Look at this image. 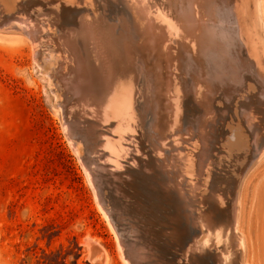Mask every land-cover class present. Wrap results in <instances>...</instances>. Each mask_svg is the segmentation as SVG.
I'll list each match as a JSON object with an SVG mask.
<instances>
[{
	"label": "rangeland",
	"instance_id": "1",
	"mask_svg": "<svg viewBox=\"0 0 264 264\" xmlns=\"http://www.w3.org/2000/svg\"><path fill=\"white\" fill-rule=\"evenodd\" d=\"M4 1L6 4L0 1V264H211L208 255L199 258L193 250L203 233L191 222L189 215L196 217L186 202L193 199L196 210L207 214L210 205L205 199L215 191L220 195L221 210L231 215L239 263L264 264V113L257 109L264 110V97L259 94L261 88L251 77L252 72L242 64L240 48L229 50L231 65L228 60L224 64L219 60L217 65L209 60L210 68L213 63L218 69L214 65L213 72L206 68L212 83L208 82L203 105L194 91L195 75L188 70L193 64V53L184 49L185 44L181 47L182 43L175 42L180 33H174L169 42L173 46L171 54L176 53L172 67L164 69V77L168 78L165 74L169 73V78L172 76L171 90H160L162 85L154 81L151 71L158 55L154 52L148 57L147 51L144 53L141 31L134 28L125 0L123 4L119 0H91L93 10L89 6L62 4L63 0H59L60 4L48 1V5L43 0ZM34 1L31 7L26 6ZM219 1L213 2L216 5ZM158 3L164 13H170V19L179 21V13L188 0ZM253 3L247 4V12L255 16L258 32L250 30L248 38L254 45H264V0ZM14 6L16 9H12ZM193 7L195 4L191 10L194 15ZM17 17H30L36 23L37 42L33 44L20 27L4 28L6 19ZM249 18L247 14L248 21L244 20L242 27L249 25ZM81 20L94 21L118 43L123 64L119 61L116 72L121 78L117 81L132 83L136 118L131 131L115 129L112 116L105 123L95 119L97 110L104 108L99 95L103 91L102 80L95 61L92 64L72 41H67L74 45L69 53L64 41L66 37L73 39L70 29L80 26ZM219 43L207 57L216 52L222 57L224 43ZM79 59H85L83 63L88 67ZM232 72L240 76L232 78ZM76 85L86 89L82 95L77 93ZM106 125L111 129L108 132ZM204 129L209 139L204 149L209 150L203 164L196 157L203 149L198 137L200 132L204 137ZM108 139L122 140L127 148L128 158L120 160L122 168L112 167L103 145ZM177 148L184 158L185 153L196 158L195 168L197 164L204 165L200 178L207 183L197 191L199 197H192L186 184L190 179L196 183L193 175L183 178L175 168ZM216 180L219 190L212 191ZM225 190L229 193H223ZM175 216L180 226L172 223L169 227L176 228L175 235L182 243H175L168 236L167 223Z\"/></svg>",
	"mask_w": 264,
	"mask_h": 264
},
{
	"label": "bare ground",
	"instance_id": "2",
	"mask_svg": "<svg viewBox=\"0 0 264 264\" xmlns=\"http://www.w3.org/2000/svg\"><path fill=\"white\" fill-rule=\"evenodd\" d=\"M2 4L5 3L4 0H0ZM45 1V3L43 2ZM42 3L48 5V1L50 2H59V0H43ZM62 2V0H60ZM64 3L62 2V4H76V5H82V6H89L91 7V10H93L92 8H94V6L92 5V1L91 0H63ZM95 1V0H94ZM102 1V0H101ZM115 1V0H114ZM118 1V0H117ZM120 2H125L124 5H126V9L129 8L128 10L131 11L129 13V17L130 20L134 23V28L137 27V30L141 31L140 33V37L141 40L143 41V50L145 51L144 53H147L146 56L150 57L152 55H154L155 53H157L156 55H158V57L156 56L155 59L156 60V64H154L155 68H153V70H151L153 72L154 75V81L161 84L162 86L159 87L160 90L164 93H169L170 92V88H171V83H169V79H171V77L169 78V74H165L168 75L167 77H164V69L166 70V68H171V63L175 54H171V46L169 42L172 41V38L174 37V33H180L179 38H177V40L175 42H177V44L182 43L181 47H184V49L189 50V53H193V64L189 65V71H191L193 73V75H195L193 77V84H195L194 86V91L196 94V98L199 99V101L201 100L202 104L205 105L204 103V98L206 97V95L208 94V90H209V86L208 84L212 81H210V79H208L209 75L208 74V69L206 70V68H210V63L213 62L214 64L218 63V61L220 60L222 64H224L226 62V60H228V63L232 62V58L230 56L231 52L229 50H232V48L235 46V48H240V50L242 51V55H243V61L242 64L246 65L248 68V70L252 73L251 77L256 81L257 84H259V88H261V96L263 95L264 97V45L260 42H258L256 45H254L250 39L248 38V33H250V30H254V32L257 30L256 28V20H255V16H252V13H248L247 12V4L253 3V0H240V2L238 0H220L218 3L213 2L214 0H188V4L187 6H185L186 8H184V10L181 11L180 14V19L179 21H174L172 19H170L169 14L164 13L163 10L165 9H161L160 8V4L158 3V1L161 0H119ZM238 1V2H237ZM4 2V3H3ZM41 2V0L38 1V3ZM76 2V3H75ZM99 2V1H98ZM107 2V1H105ZM123 2L121 4H123ZM177 2V1H176ZM183 2V1H182ZM185 2V1H184ZM183 2V3H184ZM216 2V1H215ZM257 2V1H256ZM8 3V2H7ZM11 3V1H10ZM34 3H36L35 1L32 3H28V7H31V5H33ZM97 3V2H96ZM195 7H193L194 9V13L196 14H191V10H192V5ZM259 3V2H258ZM6 4V3H5ZM60 4V2H59ZM249 4V5H250ZM255 3H253L254 5ZM20 4H18V8H22L19 6ZM162 5V3H161ZM183 5V4H181ZM258 5V4H257ZM23 6V5H22ZM24 6V7H26ZM36 6V5H35ZM154 6V7H153ZM241 6V8H240ZM5 7V6H4ZM33 7V6H32ZM125 7V6H124ZM254 7V6H253ZM257 7V6H256ZM16 9V6H14L12 9ZM36 8V7H35ZM164 8V7H163ZM258 8V7H257ZM6 9V8H5ZM26 9V8H25ZM32 8H30L31 10ZM124 9V8H123ZM125 9V10H126ZM181 9V8H180ZM255 9V8H254ZM21 10V9H20ZM256 10V9H255ZM19 11V10H17ZM168 11V10H167ZM192 12V13H193ZM258 12V10H257ZM21 14V12H18ZM255 13V11H254ZM19 14V16H21ZM41 14V13H40ZM250 15V23L249 25H244V27H242L241 23H243V21L245 20L246 23V16ZM18 15V14H17ZM23 15V14H22ZM39 15V14H38ZM54 15V14H53ZM101 15V14H100ZM80 16V15H79ZM93 17V16H92ZM95 17V16H94ZM175 17V16H174ZM70 18V17H69ZM84 18V17H83ZM98 18V17H97ZM259 18V16H258ZM30 17H17V18H8L5 20V27H9V25H14L16 27H20V29L31 39L32 43L34 44V42L36 41L35 38V33L38 32V26H36L35 22H32L31 20H29ZM37 19V18H36ZM40 19V18H39ZM64 19V18H63ZM87 19V18H86ZM90 19V18H89ZM93 19V18H91ZM177 19V20H178ZM50 20V19H49ZM53 20V19H52ZM74 20V19H73ZM102 20V19H99ZM176 20V19H175ZM58 21V20H57ZM65 21V20H64ZM82 21V20H81ZM248 21V20H247ZM52 22V21H50ZM94 21H82L81 25L79 26L77 24V26H74L73 28L70 29V31L72 32V38L73 39H69V37H66L67 40L62 39V41L64 40L66 43V48L69 50V53L72 52V48L71 46L76 45V48L78 49V51L80 50V52L82 51L84 53V55H86V57L88 58V60L93 64H96L95 66L97 67V75L100 76V79L102 80V89L103 91L99 94L101 101L104 105V108L101 107V110L98 111L97 110V114L95 118L96 120L100 121V122H108L109 121V117L112 116L113 118V123L112 125H114L115 129H119L121 132H125L127 129L129 131H131V129L135 128V115H134V111H133V93H132V83L131 82H126V83H120V81H117L118 78H121L120 75H118L119 77H117V68H118V64L119 61L121 62V57L123 58V56H121L119 54V50H118V45L116 46V40L110 36L109 34H107V32L105 30H103V28H101V26L99 27L98 25L93 24ZM1 23V22H0ZM104 23V22H103ZM225 24L224 25L222 24ZM244 23V24H245ZM50 24V23H49ZM54 24V23H53ZM70 24V23H69ZM99 24V23H98ZM136 24V25H135ZM72 25V23H71ZM222 25V26H221ZM70 26V25H69ZM106 26V25H105ZM110 26V25H109ZM258 26V25H257ZM261 26V25H260ZM68 27V26H67ZM107 27V26H106ZM0 28H3L2 25L0 24ZM115 28V27H114ZM19 29V28H18ZM42 29V28H41ZM44 29V28H43ZM63 29V28H62ZM261 29V27H260ZM49 29H46V31ZM114 30V29H113ZM115 31V30H114ZM250 31V32H249ZM45 32V31H44ZM68 32V31H67ZM219 32H222L221 34ZM258 32V31H256ZM111 33V32H110ZM44 34V33H43ZM74 34V35H73ZM220 34V35H219ZM223 34V35H222ZM230 34V35H229ZM135 35V34H134ZM252 35L254 36V34L252 33ZM256 35V33H255ZM260 35V33H259ZM51 36V35H50ZM66 36V35H65ZM71 36V35H69ZM252 36V37H253ZM61 37V36H60ZM262 37V36H261ZM62 38V37H61ZM254 38H256L254 36ZM258 38V37H257ZM260 38V37H259ZM134 39V38H133ZM175 39V38H174ZM179 39V40H178ZM38 40V39H37ZM130 40V39H129ZM264 40V39H263ZM70 43V41H72V43H74V45H69L68 43ZM141 41V42H142ZM37 42V41H36ZM127 42V41H126ZM219 42H223V55L222 57L217 55L211 56V57H207V55L210 53V50H214L213 48H218V43ZM262 42V41H261ZM134 43V42H133ZM169 43V44H168ZM176 44V43H174ZM185 44V45H184ZM220 44V43H219ZM126 45V44H125ZM165 45V46H164ZM173 45V44H172ZM120 46V45H119ZM127 46V45H126ZM124 46V48L126 47ZM177 46V45H176ZM221 46V45H220ZM122 47V46H120ZM142 47V46H141ZM140 47V48H141ZM178 47V46H177ZM176 47V48H177ZM180 47V48H181ZM123 48V47H122ZM127 48V47H126ZM233 48V49H235ZM35 49V48H34ZM37 50V48H36ZM39 50V49H38ZM37 50V51H38ZM121 50V49H120ZM125 50V49H124ZM128 52H130V48L128 49ZM125 50V51H127ZM181 50H183L181 48ZM183 50V51H186ZM218 50V49H216ZM40 51V50H39ZM173 51V50H172ZM175 51V50H174ZM178 51L179 47H178ZM235 51V50H234ZM36 52V51H35ZM155 52V53H154ZM37 53V52H36ZM131 53V52H130ZM133 53V52H132ZM143 53V52H142ZM186 53V52H185ZM188 53V51H187ZM188 53V54H189ZM78 54V52H77ZM179 54V53H178ZM38 55V54H37ZM36 55V56H37ZM72 55V54H71ZM131 55V54H128ZM184 55V54H183ZM190 55V54H189ZM192 55V54H191ZM81 56V55H80ZM125 56V55H124ZM185 56V55H184ZM239 56V55H238ZM74 57V56H73ZM180 57V56H179ZM207 57V58H206ZM235 57V56H234ZM78 58V57H77ZM189 58V57H188ZM76 60V58H73ZM126 59H128L126 57ZM125 59V60H126ZM153 59V58H151ZM154 59V60H155ZM181 59V58H180ZM207 59V60H206ZM78 60V59H77ZM80 60V59H79ZM85 60V59H84ZM83 60V62H84ZM189 60V59H188ZM208 62V64L206 63V61ZM211 62H210V61ZM74 61V60H73ZM82 61V59L80 60V62ZM86 61V62H89ZM129 61V60H128ZM135 61V60H134ZM75 62V61H74ZM78 62V61H77ZM81 62V63H83ZM158 62V63H157ZM175 62V61H174ZM188 62V61H187ZM241 62V61H240ZM122 63V62H121ZM120 63V64H121ZM129 63V62H128ZM176 63V62H175ZM182 63V62H181ZM212 63V68H210V70L212 71L213 69V64ZM227 63V62H226ZM229 63V64H230ZM237 63V62H236ZM76 64V63H75ZM84 64V63H83ZM83 64L81 65V67L83 66ZM86 66L88 67L87 63H85ZM84 64V65H85ZM123 64V63H122ZM134 64V63H133ZM178 64V63H177ZM240 64V63H239ZM125 65V63H124ZM129 65H131V60ZM183 65V64H182ZM214 65V69H218L217 66ZM226 65V64H225ZM231 65V64H230ZM238 65V63H237ZM92 66V65H91ZM126 66V65H125ZM136 66V65H135ZM153 66V67H154ZM171 66V67H170ZM175 66V64L173 65ZM180 66V64L178 65ZM219 66V64H218ZM227 66V65H226ZM233 66V65H232ZM235 66V67H234ZM233 67L236 69V64ZM70 67V66H69ZM128 67V65H127ZM137 67V66H136ZM176 67V66H175ZM222 69H224V66H220ZM229 67V65L227 66V68ZM239 67V65H238ZM74 68V67H73ZM89 68H90V64H89ZM121 68V66H120ZM123 68V67H122ZM130 67H128L129 69ZM151 68V67H150ZM179 68V67H178ZM221 68H219L221 71H223ZM226 68V67H225ZM232 68V67H231ZM91 69V68H90ZM125 69V68H123ZM174 69V68H173ZM234 69V70H235ZM240 69V68H239ZM77 70V69H76ZM87 70V69H86ZM95 69H92V71ZM127 70V68H126ZM171 70V69H170ZM176 70V69H175ZM179 70V69H177ZM176 70V71H177ZM238 70V69H237ZM237 70L235 72H237ZM252 70V71H251ZM71 71V70H70ZM119 71H121L119 69ZM139 71V70H138ZM216 71V70H214ZM229 71V70H228ZM241 71V70H240ZM78 72V71H77ZM88 72V70H87ZM123 72V70H122ZM127 72L130 73V71L127 70ZM151 72V73H152ZM175 72V71H174ZM213 72V71H212ZM224 72V71H223ZM235 72H232L234 74H232V78H237L240 75L239 71L238 74ZM76 73V72H75ZM135 73V72H134ZM177 72H175L174 74H176ZM219 73H221L220 71L218 72V77H219ZM227 73V72H226ZM242 73V71H241ZM78 74V73H77ZM120 74H124L125 73H120ZM137 74V73H136ZM134 74V76L136 75ZM173 74V73H172ZM178 74V73H177ZM82 75V74H81ZM80 75V76H81ZM128 75V74H127ZM217 75V74H216ZM227 75V74H225ZM83 76L85 77V75L83 74ZM89 76V75H88ZM87 76V77H88ZM93 76V75H92ZM132 76V75H131ZM177 76V75H176ZM208 76V77H207ZM213 76V74H212ZM221 76V75H220ZM63 77V76H62ZM215 77V76H213ZM217 77V78H218ZM224 77V75H223ZM228 77V76H227ZM226 76L224 78H227ZM249 77V78H251ZM72 78V77H71ZM74 78V77H73ZM77 78V77H76ZM91 78V77H90ZM88 78V79H90ZM175 78V77H174ZM210 78V77H209ZM216 78V77H215ZM70 79V78H69ZM68 79V80H69ZM79 79V78H78ZM86 79V78H85ZM125 79V78H124ZM229 79V78H228ZM244 79V78H243ZM75 80V78H74ZM174 80V79H173ZM222 80V77H221ZM235 80V79H234ZM247 80V79H246ZM100 81V80H99ZM128 81V80H127ZM210 81V82H209ZM216 81V80H215ZM220 81V79L218 80ZM216 81V83L218 82ZM223 81V80H222ZM71 82H73L71 80ZM86 82V81H85ZM84 82V83H85ZM122 82V81H121ZM209 82V83H208ZM75 83V82H74ZM74 83H72L73 85H75ZM87 83V82H86ZM135 83V82H134ZM156 83V84H157ZM210 83V84H211ZM223 83V82H222ZM77 84V83H76ZM81 83H79L80 85ZM166 84V87H164V85ZM209 84V85H210ZM64 85V84H63ZM70 85V84H69ZM78 87V85H76ZM84 86V85H83ZM88 85H86L87 87ZM90 86V85H89ZM88 86V87H89ZM212 86V85H211ZM256 86V85H255ZM81 87V86H80ZM78 87L77 89V93L82 95V90H86L83 87L80 88ZM91 86V90H92ZM71 88V87H70ZM213 89V88H212ZM88 90V88H87ZM90 90V91H91ZM94 90V89H93ZM166 90V92H165ZM72 91V90H71ZM96 91V90H94ZM76 93V92H75ZM93 93V92H92ZM95 93V92H94ZM161 93V92H160ZM210 93V92H209ZM256 93V92H255ZM258 93V92H257ZM96 94V93H95ZM225 94V92H224ZM229 94V93H228ZM73 95V94H72ZM89 94H85V96L88 97ZM164 95V94H162ZM212 95V94H211ZM75 96V95H74ZM86 97V98H87ZM135 97V96H134ZM212 97V96H211ZM226 97V96H225ZM75 98V97H74ZM80 98V97H79ZM83 98V97H82ZM85 98V97H84ZM83 98V99H84ZM167 98V97H166ZM256 98V97H255ZM259 98V97H258ZM81 99V98H80ZM109 101H108V100ZM99 101V100H98ZM87 102V101H86ZM85 102V103H86ZM96 102V101H95ZM101 103V104H102ZM161 103V102H160ZM167 103V102H166ZM261 103V102H260ZM100 103H98L99 105ZM89 104H85L84 106H86ZM95 105V104H94ZM263 105V104H262ZM86 106V108L88 107ZM165 106V104H164ZM248 106V105H247ZM83 107V106H82ZM161 107V105H160ZM84 108V107H83ZM89 108V107H88ZM91 108V107H90ZM100 108V107H99ZM258 110H260L259 112L264 113L263 109L257 108ZM91 110V109H90ZM248 110V109H247ZM257 110V111H258ZM89 111V110H88ZM93 111V110H92ZM179 111V110H178ZM71 112V111H70ZM207 112V110H206ZM93 113V112H92ZM90 114V113H89ZM111 114V115H110ZM207 114V113H206ZM249 114V113H248ZM110 115V116H109ZM92 116V115H91ZM257 116V115H256ZM178 117V116H177ZM252 122L255 120H253V117L250 115L249 116ZM260 117V116H259ZM262 117V116H261ZM264 117V116H263ZM94 118V116H93ZM256 118V117H255ZM165 119V118H164ZM179 119V117H178ZM102 120V121H101ZM180 120V119H179ZM177 120V121H179ZM200 120V119H199ZM263 120V118L261 119ZM70 121V120H69ZM111 121V120H110ZM127 123L129 124H126ZM137 121V120H136ZM75 123V122H74ZM161 123V122H160ZM200 123V122H199ZM102 124V123H101ZM110 124V122H109ZM214 124V123H213ZM259 124V123H258ZM75 125V124H74ZM100 125V124H99ZM107 126V125H106ZM139 126V125H138ZM180 126V125H179ZM196 126V125H195ZM203 126V125H202ZM262 126V125H261ZM91 127V126H90ZM194 127V126H193ZM73 128V127H72ZM107 132L108 130H111L109 128V126H107ZM113 128V127H112ZM263 130V128H261ZM260 129V130H261ZM117 130V131H119ZM104 131V130H103ZM114 131V130H113ZM116 131V130H115ZM200 131V130H199ZM179 132V131H178ZM181 132V131H180ZM179 132V133H180ZM204 137H202V134L200 132L199 134V140H202L203 143L201 142V144H203V149L202 152L200 154L199 157H196L198 159V163L202 162L203 164L205 163V158H207L208 154H207V149H204V145L208 143V137L206 138L205 136H207L208 133H206V129H204L203 131ZM127 133V132H126ZM104 134V133H103ZM106 134V133H105ZM129 134V133H128ZM102 135V132H101ZM125 135V133H124ZM133 135V133H132ZM122 136V135H121ZM128 136V135H127ZM161 136V135H160ZM174 136V135H173ZM108 137V135L106 136ZM111 137V136H109ZM126 137V136H125ZM135 137V136H134ZM166 137V136H165ZM262 137V136H261ZM264 137V135H263ZM124 138V136H123ZM178 138V137H177ZM121 139V137H120ZM119 139V140H120ZM259 139L260 135H259ZM263 139V138H262ZM99 140V139H98ZM129 141V140H128ZM132 141V140H131ZM178 142V141H177ZM259 145L261 146V142L259 141ZM264 143V142H263ZM105 144L106 150H107V154L110 157V161L112 162V167L113 168H120L122 166L121 163V159H124L125 156V152L127 151V148H125L122 144V140L118 141V142H113L112 139H108L105 142H103V145ZM132 144V143H131ZM130 144V145H131ZM135 144V143H134ZM171 144V142H170ZM176 144V143H175ZM133 145V144H132ZM172 145V144H171ZM198 145V144H197ZM200 145V144H199ZM89 146V145H88ZM99 146V145H98ZM135 146V145H134ZM136 147V146H135ZM201 147V146H200ZM201 147V148H202ZM259 147V146H258ZM98 148V147H97ZM176 148V146H175ZM174 148V149H175ZM128 152V151H127ZM176 165L175 168L178 171V174L185 178V176L188 175V178L191 177L193 175V178L195 179L196 183H193V181L188 180L189 182L186 183L189 185L190 189L192 190V197L193 196H197L199 197L200 193H198L197 191L199 189H201L203 187V184L206 185L207 181L205 180H201L200 176V169H205L204 165L198 166L199 164H197V171L195 168V160L192 159V155H188V153L186 155V158H184V154L180 149H176ZM131 153V152H130ZM96 154V153H95ZM192 154V153H191ZM90 155V154H89ZM138 155V154H137ZM144 155V154H143ZM196 156V155H195ZM105 157V156H104ZM127 157V155L125 156ZM128 158V157H127ZM125 160V159H124ZM135 164V163H134ZM138 164V163H137ZM171 164H174V162L172 161ZM96 166V165H95ZM203 166V167H202ZM122 168V167H121ZM124 168V167H123ZM218 168V167H217ZM199 169V170H198ZM202 169V170H203ZM126 170V169H125ZM103 171V170H102ZM116 171V170H115ZM137 171V170H136ZM141 172V171H140ZM203 172V171H202ZM106 173V172H104ZM118 174V173H117ZM124 174V173H123ZM192 174V175H191ZM204 174V173H203ZM178 175V177H179ZM191 175V176H190ZM195 175V176H194ZM130 177V176H129ZM177 177V178H178ZM187 178V179H188ZM211 178V177H210ZM181 179V178H180ZM193 179V180H194ZM182 181V180H181ZM216 183H213V188L212 191L215 190H219V187L217 185V180L215 181ZM219 182V179H218ZM127 183V182H126ZM139 183V182H138ZM181 183V182H180ZM219 184V183H218ZM106 185V184H105ZM134 185V184H133ZM228 185V184H227ZM139 186V185H138ZM212 187V186H211ZM221 187V186H220ZM185 188V187H184ZM217 188V189H216ZM181 190V189H180ZM183 191V190H182ZM190 191V190H189ZM184 193V191H183ZM187 193V192H186ZM219 193V192H218ZM217 193V194H218ZM223 193L228 194L229 191H224ZM203 194V193H201ZM208 194V193H207ZM216 194L215 192H211L208 199H205V201L207 203H209V211L207 214L205 213H201V211L199 209L196 210V203L193 201V199H188L189 202H186L188 206H190V208L194 209V217H196L195 219H193L192 215L191 219H192V223L194 226L200 228L201 231L203 233V236L195 243L197 244V248H193L196 249V253L197 255L202 258H205L206 255H208L209 261L211 262V264H240L239 262V258H238V249L236 248V235H235V229L234 226L232 224V220L230 218V216L228 215V212L226 211H222L221 207V201L219 196ZM231 194V193H230ZM187 195V194H186ZM182 196V195H181ZM224 197V196H223ZM185 198V197H184ZM224 198H228L227 195H225ZM202 199V198H201ZM121 200V199H120ZM232 200V199H231ZM227 201V200H226ZM232 202V201H231ZM234 202V201H233ZM121 203V202H120ZM118 204V203H117ZM224 205V204H223ZM228 205V204H227ZM136 206V205H135ZM208 206V205H207ZM166 207V206H165ZM172 207V206H171ZM163 208V207H162ZM229 208V207H228ZM128 209V208H127ZM136 209V208H135ZM178 209V208H177ZM178 213V212H177ZM164 215V214H163ZM129 216V215H128ZM126 217V216H125ZM179 217V216H178ZM180 219V218H179ZM177 220V216L173 217V218H169V221L167 223V228H169L168 231H170V233L168 234L169 238L171 239V241L175 240V243H178L180 241V238H178L175 235V231L176 228L175 227H169L172 223H174L173 225H175ZM179 225V223H176ZM177 226V225H176ZM180 226V225H179ZM165 235V234H164ZM151 236V235H150ZM144 238V237H143ZM183 238V237H182ZM155 239V237H154ZM183 240V239H182ZM181 242V241H180ZM149 243V242H148ZM182 243V242H181ZM179 243V244H181ZM137 247V246H136ZM195 247V246H194ZM135 248V247H134ZM192 248V247H191ZM138 249V248H137ZM192 250H190L191 252ZM161 252V251H160ZM192 253V252H191ZM195 253V254H196ZM155 254V253H154ZM194 254V252H193ZM105 255V254H104ZM145 255V254H144ZM143 255V256H144ZM107 256V255H106ZM140 256V255H139ZM191 256V255H190ZM145 257V256H144ZM140 258V257H139ZM195 258V257H194ZM193 258V260H194ZM138 259V258H137ZM104 262V261H103ZM108 262V261H107ZM198 262V259L197 261ZM164 263V262H163ZM104 264V263H103ZM106 264V263H105ZM202 264V263H201ZM205 264V262H204ZM208 264V263H206Z\"/></svg>",
	"mask_w": 264,
	"mask_h": 264
}]
</instances>
